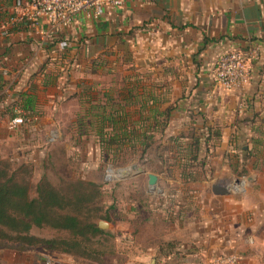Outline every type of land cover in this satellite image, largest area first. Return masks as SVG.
Masks as SVG:
<instances>
[{"label":"crops","instance_id":"obj_1","mask_svg":"<svg viewBox=\"0 0 264 264\" xmlns=\"http://www.w3.org/2000/svg\"><path fill=\"white\" fill-rule=\"evenodd\" d=\"M16 3L0 0V14L16 13ZM26 26L0 27V151L23 147L27 124L8 126L15 92L36 96V129L53 102H79L86 92L104 100L109 91L137 119L171 108L167 126L153 131L156 145L169 146L153 160L165 167L154 172L159 188L147 177L156 200H132L126 221L113 225L111 264H212L222 253L264 264V0H124L99 17L79 14L51 39ZM236 50L257 56L248 83L226 90L215 82L217 60ZM193 146L204 166L187 168ZM40 249H0V264H82Z\"/></svg>","mask_w":264,"mask_h":264},{"label":"trees","instance_id":"obj_2","mask_svg":"<svg viewBox=\"0 0 264 264\" xmlns=\"http://www.w3.org/2000/svg\"><path fill=\"white\" fill-rule=\"evenodd\" d=\"M23 4V0H17L15 6ZM14 17V12L10 15L1 13L0 27L6 26L4 31L7 33L26 25L29 27L26 19L13 21ZM0 82L4 83L2 72ZM104 94V100L87 96V92L80 96L83 112L79 113L83 122L88 120L84 125L89 126V133L96 135L102 147L110 151L125 150L126 147L134 152L141 149V158L147 159V163L151 159L157 161L169 150V146L156 145L153 131L167 126L171 108L163 112L154 110L150 116L141 114L137 119L123 100L114 98L109 91ZM13 97L12 117L23 115L27 122L39 116L35 95L21 91L15 92ZM190 137L195 143L201 139L195 133ZM200 151L198 146L189 149L187 168L205 165ZM31 177L27 165L14 167L9 160H0V249L22 253L43 248L94 264H104L107 256L118 252L115 232L99 227L100 220L110 221V217L101 212L102 194L96 184L65 179L56 184L44 175L37 184V196L33 197ZM34 228H49L56 235L40 236L33 232Z\"/></svg>","mask_w":264,"mask_h":264},{"label":"rangeland","instance_id":"obj_3","mask_svg":"<svg viewBox=\"0 0 264 264\" xmlns=\"http://www.w3.org/2000/svg\"><path fill=\"white\" fill-rule=\"evenodd\" d=\"M53 103L56 105L55 110L49 109L48 117L43 114V128H35L40 121L38 115L25 123L27 125L20 136L23 147L18 149L15 146V152L9 149L6 152L0 151V160H9L14 167L27 165L30 168L33 197L37 196V184L44 175L56 184L62 183L63 179L93 182L101 190V212L110 217V221L104 220L109 223L108 229H112L118 222L126 221L125 211L132 200H136L140 206L147 204L150 198L156 200L148 192L147 177L149 173L165 172L164 166L152 159L147 163L146 159L141 158V149L134 152L126 147L125 150L110 151L102 147L96 135L89 133V126H86L88 120L83 122L79 117V113L83 112L80 100H56ZM140 167L146 169V172L138 173ZM125 169L129 170L125 173ZM33 232L44 237L56 235L49 228H34ZM39 252L46 256H63L43 248ZM107 257L106 264H111L114 258Z\"/></svg>","mask_w":264,"mask_h":264},{"label":"built area","instance_id":"obj_4","mask_svg":"<svg viewBox=\"0 0 264 264\" xmlns=\"http://www.w3.org/2000/svg\"><path fill=\"white\" fill-rule=\"evenodd\" d=\"M106 5L122 7L124 0H27L23 5L17 6L12 20L26 19L31 30L51 39L54 33L70 29L79 14L99 17ZM44 22L48 24V29L42 27ZM3 29L6 30L7 27L4 26ZM256 56L257 52L254 50H236L220 55L215 72L217 86L233 90L247 84L250 78L249 64ZM25 123V117L18 115L10 119L8 126L11 130H16ZM212 264L249 263L237 254L222 253L212 258Z\"/></svg>","mask_w":264,"mask_h":264},{"label":"water","instance_id":"obj_5","mask_svg":"<svg viewBox=\"0 0 264 264\" xmlns=\"http://www.w3.org/2000/svg\"><path fill=\"white\" fill-rule=\"evenodd\" d=\"M129 169H125V173L128 171ZM146 172V169L140 167L139 170H138V173H145ZM159 183V176L157 174H154V173H150L149 174V185L152 187V188H156V186L158 185ZM215 189L217 190V192L219 194H226L228 193V191L220 186V185H216L215 186ZM99 227L102 228V229H108L109 228V223L107 221H100L99 222Z\"/></svg>","mask_w":264,"mask_h":264}]
</instances>
